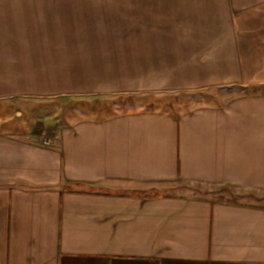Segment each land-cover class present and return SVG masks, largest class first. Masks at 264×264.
Instances as JSON below:
<instances>
[{
  "label": "crops",
  "instance_id": "0c3cea01",
  "mask_svg": "<svg viewBox=\"0 0 264 264\" xmlns=\"http://www.w3.org/2000/svg\"><path fill=\"white\" fill-rule=\"evenodd\" d=\"M263 12L0 0V264H264Z\"/></svg>",
  "mask_w": 264,
  "mask_h": 264
},
{
  "label": "rangeland",
  "instance_id": "374dc122",
  "mask_svg": "<svg viewBox=\"0 0 264 264\" xmlns=\"http://www.w3.org/2000/svg\"><path fill=\"white\" fill-rule=\"evenodd\" d=\"M260 19V20H259ZM253 22H263L264 23V12L260 17L257 15L254 17L252 16ZM8 102V101H7ZM55 102H61V101H55ZM67 102V101H65ZM71 102V101H69ZM112 102L117 101H110L108 104L105 103L103 106H69L70 113L73 114L76 118L81 117L82 114L85 113V115L94 116L97 115L98 117H103L106 115H109L116 111L121 106H112ZM168 105V104H166ZM145 109H164V110H172L173 106H142ZM0 108H5L4 106H0ZM227 195V194H226Z\"/></svg>",
  "mask_w": 264,
  "mask_h": 264
}]
</instances>
